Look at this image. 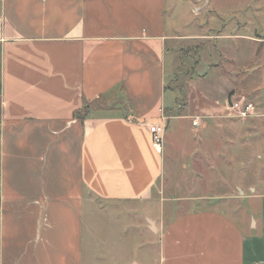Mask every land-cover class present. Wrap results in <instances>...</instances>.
I'll use <instances>...</instances> for the list:
<instances>
[{
    "label": "crops",
    "instance_id": "crops-1",
    "mask_svg": "<svg viewBox=\"0 0 264 264\" xmlns=\"http://www.w3.org/2000/svg\"><path fill=\"white\" fill-rule=\"evenodd\" d=\"M168 2L0 0V264H264L263 185L166 197L165 157L182 138H167L171 120L197 132L206 117L231 119L209 99L194 101L195 116L176 97L166 107L178 94L167 56L199 41L169 33ZM163 117L158 151L148 124ZM190 137L196 190L217 165L214 141ZM223 153L222 171L234 159ZM238 161L247 171V156ZM242 200L258 204L256 215Z\"/></svg>",
    "mask_w": 264,
    "mask_h": 264
},
{
    "label": "rangeland",
    "instance_id": "rangeland-1",
    "mask_svg": "<svg viewBox=\"0 0 264 264\" xmlns=\"http://www.w3.org/2000/svg\"><path fill=\"white\" fill-rule=\"evenodd\" d=\"M167 19L170 34L198 37L199 41L184 40L177 53L168 54L166 80L178 94L168 93L166 107L175 106L176 97L179 108H185L182 113L195 116L200 110L195 109L194 101L209 99L216 104L208 109L212 108L213 112L225 108V116L231 119L219 122L206 117L208 128H198L197 132L191 128V120H171L167 138L172 143L175 136L182 138L177 142L179 154L172 158L167 153L165 157L166 197L173 200L205 194L228 196L235 186L244 182L264 186V42L257 41L264 40V0H169ZM242 98L257 109L246 121L234 117L228 109ZM185 101L188 106H184ZM190 135H207L214 141L207 143L210 144L208 155L217 165L213 175H204L196 190L197 174L190 155L198 144ZM218 136H230L231 142L220 148L221 143L216 142ZM202 146L205 147L204 143ZM218 152L234 157L231 166H224V171L217 164ZM239 155H246L250 161L247 171L239 166ZM260 166L263 170L258 173ZM183 204L167 201L166 206ZM240 205L248 213L255 214L258 209V204L249 200H242ZM190 208L183 206V210Z\"/></svg>",
    "mask_w": 264,
    "mask_h": 264
},
{
    "label": "built area",
    "instance_id": "built-area-1",
    "mask_svg": "<svg viewBox=\"0 0 264 264\" xmlns=\"http://www.w3.org/2000/svg\"><path fill=\"white\" fill-rule=\"evenodd\" d=\"M231 109L232 115L240 120H247L251 118L256 113L255 105L245 98L241 100L234 101L232 103ZM200 124L199 118L193 121V126H198ZM166 119L163 117L157 122H152L148 124L149 133L152 137L153 147L160 151L166 134Z\"/></svg>",
    "mask_w": 264,
    "mask_h": 264
},
{
    "label": "trees",
    "instance_id": "trees-1",
    "mask_svg": "<svg viewBox=\"0 0 264 264\" xmlns=\"http://www.w3.org/2000/svg\"><path fill=\"white\" fill-rule=\"evenodd\" d=\"M90 105L88 104V106H86L83 110H87V111H89L90 109Z\"/></svg>",
    "mask_w": 264,
    "mask_h": 264
}]
</instances>
